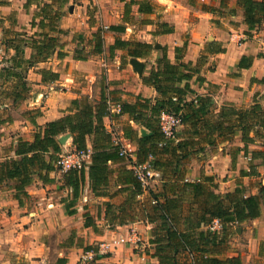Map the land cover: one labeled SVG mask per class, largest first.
Segmentation results:
<instances>
[{"label": "crops", "instance_id": "0c3cea01", "mask_svg": "<svg viewBox=\"0 0 264 264\" xmlns=\"http://www.w3.org/2000/svg\"><path fill=\"white\" fill-rule=\"evenodd\" d=\"M128 1L0 0V161L14 155L19 139L31 140L47 121L76 111V101L97 104L105 96L112 112H117L120 102H135L139 95L154 101L158 91L144 81V76L156 66L161 47L167 48L172 62L195 65L202 53L207 54L189 81L194 93L187 94V99L208 94L215 110L227 103L248 106L260 101L264 105V23L249 29L237 0H150L152 12L139 11L137 4L128 11ZM232 8L235 13L230 12ZM113 24L125 29H111ZM76 32L79 37H89L85 42L76 40ZM98 32L103 37L101 51H97ZM45 33L57 39L50 55L38 58L33 40L43 39ZM116 37L146 41L153 44V49L146 57L131 56L127 48H115L112 54L110 46ZM18 38L24 44L23 62L7 72L4 68L17 63L11 45ZM213 40L225 50L207 51ZM243 56H247L245 62L252 59L250 65H238ZM134 58L143 64L141 72L132 63ZM13 70L21 75L13 74ZM199 76L205 79L199 80ZM104 122L113 139H121L133 151L136 145L124 137V126L131 123L140 135L149 133L145 125L136 123L127 113L105 116ZM184 128L180 124L178 131ZM62 145V151L75 148L72 133ZM87 145L92 150L93 136H88ZM244 145L237 134L206 147L189 159L185 179L210 178L205 182L213 183L216 192L234 191L241 186L246 195L258 194L264 185V161L250 156L252 149L263 146L250 143L246 155ZM253 162L258 164V173L243 175L242 170L250 169ZM123 164L125 161L111 163L115 173L104 194L93 192L87 176L75 196L65 183V171L59 168L36 173L25 191L16 189L13 179L0 183V264L158 262L155 245L150 242L156 223L142 219V209L148 210L152 203L148 190L137 196L134 220L121 222L119 217L110 220L106 216L108 202L119 205L127 195L117 181ZM160 177L159 172L150 185L155 190L162 187ZM87 218L94 224L85 225ZM245 223L248 227L253 224L257 231L256 237L249 240L250 255L264 264V257L259 255L264 242V211L259 217L233 226L234 231H240ZM131 228L138 230L143 240L137 245L118 241ZM228 242L223 255L240 253H226ZM244 252L240 254L245 264Z\"/></svg>", "mask_w": 264, "mask_h": 264}, {"label": "trees", "instance_id": "16d2710c", "mask_svg": "<svg viewBox=\"0 0 264 264\" xmlns=\"http://www.w3.org/2000/svg\"><path fill=\"white\" fill-rule=\"evenodd\" d=\"M133 4H137L138 10L142 12H152L154 9L150 0H129L126 4L128 11ZM237 4L244 10L249 29L264 23V0H237ZM230 12L235 13L236 9L232 8ZM110 28L122 30L125 26L113 24ZM59 31L62 32L63 29ZM56 39L47 33L43 39L35 38L33 44L37 49V57L49 56ZM102 42V34L98 32L97 51L102 50ZM12 43L10 45H14L16 50L17 63L4 68L7 72L21 66L23 62L22 38ZM208 44L209 52L225 50L215 40ZM115 48H127L131 56L146 57L150 55L153 44L116 37L114 44L110 46L112 54ZM160 51L156 66L144 76V81L158 91L159 95L154 101L139 95L135 102H120L119 112L111 111L105 96L97 104L76 101L79 104L76 111L47 121L35 132L33 139L18 140L14 155L0 161V183L13 179L16 189L25 191L36 173H49L59 168L57 160L63 150L59 139L62 133H72L75 149H87L88 136H93L90 163L87 167L65 171V183L78 196L80 187L88 176L93 192L104 194L115 173L111 163L125 161L118 170L117 181L121 183L120 189L127 192L126 198L119 205L108 202L106 216H110V220L119 217L121 222L134 220L137 196L145 190L149 191L152 203L148 210L142 209V219L156 223L150 242L155 245L154 255L159 259L151 264H244L240 253L223 255V249L234 231L233 226L262 215L264 185L258 194L246 195L241 186L223 193L216 192L212 188L213 183L209 185L205 182L210 178L205 181H190L185 179V174L192 156L204 152L208 146L216 145L219 140L230 139L237 134L245 142L243 148L246 155L250 151V143L262 145L263 148L251 150L250 159L262 158L264 161V105L260 101H254L248 106L227 103L215 110L213 98L208 94H196L194 98L187 99V94L194 93L189 81L207 54L202 53L197 64L192 65L183 61L172 62L166 47H161ZM246 57L239 60V66L250 65L252 59L245 62ZM16 73L21 75L19 70L13 72ZM198 79L205 78L199 76ZM163 111L178 115L181 124L185 125L183 130L177 129L173 138H166L161 130L160 114ZM125 113L136 123L149 129V133L140 135L131 123H127L123 134L136 145V159L139 162H149L160 172L162 187L159 190L142 185L130 167L128 158L120 154L121 141L114 140L112 132L105 125V116L114 117ZM257 165L253 162L250 169L242 170V174L258 173ZM186 205L187 211H184ZM216 219L221 226L214 230L210 228V224ZM92 224L94 222L87 218L85 225ZM259 255L264 257V242L260 244Z\"/></svg>", "mask_w": 264, "mask_h": 264}, {"label": "built area", "instance_id": "2783aa9c", "mask_svg": "<svg viewBox=\"0 0 264 264\" xmlns=\"http://www.w3.org/2000/svg\"><path fill=\"white\" fill-rule=\"evenodd\" d=\"M243 38H240L242 41ZM2 61V49L0 48V62ZM117 112L121 110L120 104L117 106ZM181 124V119L178 115L163 111L160 114V127L166 138H173ZM116 141H121L120 154L127 157L130 167L134 170V174L141 181L144 187L151 185L153 180L159 176V172L155 170L149 162H139L134 154V151L129 145H126L121 139L116 138ZM91 160V149H69L62 151L57 160V166L62 171H67L72 168L80 169L87 167ZM220 222L218 219L210 224L211 229H219ZM143 240L141 233L135 228H131L126 234L120 235L118 241L122 243L139 244ZM105 247L108 244L103 243ZM85 258V257H84Z\"/></svg>", "mask_w": 264, "mask_h": 264}, {"label": "rangeland", "instance_id": "374dc122", "mask_svg": "<svg viewBox=\"0 0 264 264\" xmlns=\"http://www.w3.org/2000/svg\"><path fill=\"white\" fill-rule=\"evenodd\" d=\"M78 32L74 33L73 38L82 42H85L86 39L89 37L87 34H84L83 37H79L77 34ZM91 37V36H90ZM96 38V37H94ZM244 41V39H242ZM250 224V223H249ZM240 225H237V227ZM242 229L240 231H234L233 236L229 238L228 246L225 249L227 252H234L233 250L242 253L243 251L245 253V264H260V259L256 257L254 254L250 255V239L252 237H256L257 231L256 227L251 224L248 227V223H245L241 227ZM231 241V244H230ZM234 244V245H233ZM236 244V245H235ZM229 247V248H228ZM229 249V251L227 250Z\"/></svg>", "mask_w": 264, "mask_h": 264}, {"label": "water", "instance_id": "95a60500", "mask_svg": "<svg viewBox=\"0 0 264 264\" xmlns=\"http://www.w3.org/2000/svg\"><path fill=\"white\" fill-rule=\"evenodd\" d=\"M132 63L134 64V66L136 67V69H137L139 72H141V71L143 70V64H142L141 62H139L138 60H136V58H134V59L132 60ZM70 136H71V133H70V132L65 133V134H62V135L60 136V142H61V143H65L66 140L68 139V137H70Z\"/></svg>", "mask_w": 264, "mask_h": 264}]
</instances>
